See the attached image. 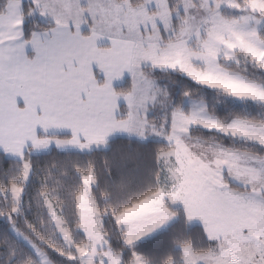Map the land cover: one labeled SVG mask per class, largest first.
<instances>
[{
    "label": "snow or ice",
    "instance_id": "snow-or-ice-1",
    "mask_svg": "<svg viewBox=\"0 0 264 264\" xmlns=\"http://www.w3.org/2000/svg\"><path fill=\"white\" fill-rule=\"evenodd\" d=\"M0 264H264V0H0Z\"/></svg>",
    "mask_w": 264,
    "mask_h": 264
}]
</instances>
